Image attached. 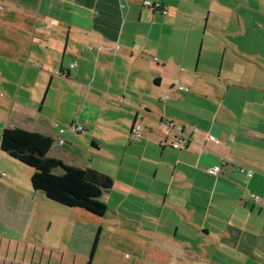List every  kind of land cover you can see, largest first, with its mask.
<instances>
[{
  "label": "crops",
  "instance_id": "obj_1",
  "mask_svg": "<svg viewBox=\"0 0 264 264\" xmlns=\"http://www.w3.org/2000/svg\"><path fill=\"white\" fill-rule=\"evenodd\" d=\"M0 98V134L112 179L97 218L0 151V264H87L97 235L91 264H213L225 247L264 264V0H0Z\"/></svg>",
  "mask_w": 264,
  "mask_h": 264
},
{
  "label": "trees",
  "instance_id": "obj_2",
  "mask_svg": "<svg viewBox=\"0 0 264 264\" xmlns=\"http://www.w3.org/2000/svg\"><path fill=\"white\" fill-rule=\"evenodd\" d=\"M50 138L19 128H4L0 134V151L32 171L31 189L49 200L104 218L108 211L102 193L112 186V179L94 169L69 167L51 158ZM98 242L96 236L87 264H91Z\"/></svg>",
  "mask_w": 264,
  "mask_h": 264
},
{
  "label": "built area",
  "instance_id": "obj_3",
  "mask_svg": "<svg viewBox=\"0 0 264 264\" xmlns=\"http://www.w3.org/2000/svg\"><path fill=\"white\" fill-rule=\"evenodd\" d=\"M143 5L145 7H148V8H151L153 9L154 11H159L160 13L162 14H165L166 13V9H163L161 7V5L159 3H151L149 1H144L143 2ZM72 67V66H71ZM175 89L177 91H180V92H188L189 90L185 87H182V86H179V85H175ZM165 128L166 130H169V129H174V132L176 135H182V127L181 126H173V124L171 123H166L165 124ZM71 129L75 132H79V131H82V127L81 126H73L71 127ZM194 132L197 131L196 128H193L192 129ZM130 136L137 140V139H140L142 138V127L140 124L138 123H134L131 127V130H130ZM209 140H213V138L211 136L208 137ZM64 142L62 140L59 141V145H62ZM186 143L187 141H184L180 138H177V139H174V140H170V146L174 149H178V150H183L185 147H186ZM224 164V163H221L220 165H216V166H213V167H210L206 170V172L209 174V175H217L220 171H221V165ZM238 171L244 175H246L247 177H251L252 176V171L250 169H244V168H239ZM251 198L256 201V202H259V198L255 195H251Z\"/></svg>",
  "mask_w": 264,
  "mask_h": 264
},
{
  "label": "rangeland",
  "instance_id": "obj_4",
  "mask_svg": "<svg viewBox=\"0 0 264 264\" xmlns=\"http://www.w3.org/2000/svg\"><path fill=\"white\" fill-rule=\"evenodd\" d=\"M215 51L217 52L218 49H215ZM0 100H2V99L0 98ZM114 240L115 239L113 238L112 239L113 242L117 241V239L115 241ZM132 242H134V240H132V241L130 240L129 244H126V246L127 247H131V246L134 247L135 244ZM222 246H224V245H222ZM224 251H225L224 254H222L221 252H217V255L215 256L216 259L213 261L214 262L213 264H256L255 262L247 259L245 257V255H243L241 253H238V254L234 253V252L231 253L230 249H228L226 247H225ZM120 254L122 255L121 257L123 259L130 260L135 256V251H133L132 249H123V250H121ZM155 259H158V262H170L171 263V259H168L165 256L162 258L156 257ZM174 264H189V263H184L183 261L181 262V261L175 259Z\"/></svg>",
  "mask_w": 264,
  "mask_h": 264
}]
</instances>
